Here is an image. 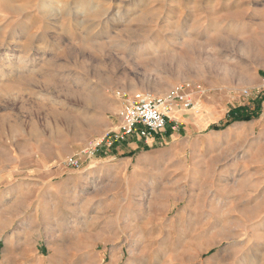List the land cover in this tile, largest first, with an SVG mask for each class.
Returning a JSON list of instances; mask_svg holds the SVG:
<instances>
[{
    "label": "rangeland",
    "instance_id": "obj_1",
    "mask_svg": "<svg viewBox=\"0 0 264 264\" xmlns=\"http://www.w3.org/2000/svg\"><path fill=\"white\" fill-rule=\"evenodd\" d=\"M179 85L156 144L66 166ZM263 95L264 0H0V264H264V101L225 125Z\"/></svg>",
    "mask_w": 264,
    "mask_h": 264
},
{
    "label": "built area",
    "instance_id": "obj_2",
    "mask_svg": "<svg viewBox=\"0 0 264 264\" xmlns=\"http://www.w3.org/2000/svg\"><path fill=\"white\" fill-rule=\"evenodd\" d=\"M191 94H193L191 90L179 85L159 98L149 94L123 98L115 128L105 132L100 138L90 141L79 152L66 157V166L77 169L83 163L90 162L99 154L108 152L132 138L149 145L156 144L157 137L167 131V125L174 123V112L190 110L194 107ZM171 130H175L174 125Z\"/></svg>",
    "mask_w": 264,
    "mask_h": 264
},
{
    "label": "trees",
    "instance_id": "obj_3",
    "mask_svg": "<svg viewBox=\"0 0 264 264\" xmlns=\"http://www.w3.org/2000/svg\"><path fill=\"white\" fill-rule=\"evenodd\" d=\"M262 101H264V95L255 102L256 105H255V110H253V112L250 111V109L245 106L230 110L228 113L229 120L225 125H228L230 122H234V121H249L251 119L256 118L258 116V112L260 110V104ZM211 129L216 130L217 127L211 126Z\"/></svg>",
    "mask_w": 264,
    "mask_h": 264
},
{
    "label": "crops",
    "instance_id": "obj_4",
    "mask_svg": "<svg viewBox=\"0 0 264 264\" xmlns=\"http://www.w3.org/2000/svg\"><path fill=\"white\" fill-rule=\"evenodd\" d=\"M182 122H183V118H182V120H181ZM182 122H180V125H178L177 126V132L179 133L180 131H184L185 130V128H183V123ZM167 127H168V125H167ZM170 132V128L168 129V132H167V134H169V136L171 137L172 136V133H169ZM171 134V135H170Z\"/></svg>",
    "mask_w": 264,
    "mask_h": 264
},
{
    "label": "bare ground",
    "instance_id": "obj_5",
    "mask_svg": "<svg viewBox=\"0 0 264 264\" xmlns=\"http://www.w3.org/2000/svg\"><path fill=\"white\" fill-rule=\"evenodd\" d=\"M141 19V18H140ZM182 64H184V62L182 63ZM263 143V142H262Z\"/></svg>",
    "mask_w": 264,
    "mask_h": 264
}]
</instances>
